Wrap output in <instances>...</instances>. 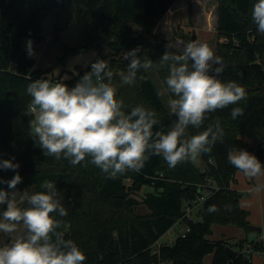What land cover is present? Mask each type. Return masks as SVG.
<instances>
[{
	"label": "trees",
	"instance_id": "obj_1",
	"mask_svg": "<svg viewBox=\"0 0 264 264\" xmlns=\"http://www.w3.org/2000/svg\"><path fill=\"white\" fill-rule=\"evenodd\" d=\"M175 1L73 0L88 36L84 44L66 48L58 63L72 53L94 48L97 56L93 63L104 58L103 48L108 47L112 82L125 111L143 105L154 111L160 121L154 130L166 132L173 123L172 117L148 70L141 69L131 85L121 83L120 73H126L129 62L123 53L139 47L138 56H148L167 89L168 65L161 66L160 58L166 50L180 51L154 29ZM66 2L0 0V160L14 158L13 162L20 165L16 171L22 182L16 190L29 187L36 193L45 191L41 186L44 181L56 183L69 213L57 218L67 225L65 238L72 239L85 254L84 264H205L203 259L209 253L213 254L209 264H252L244 251L245 240L233 243L225 238L210 239L208 235L213 223L231 224L246 233L253 231L248 213L240 205L241 193L231 188L238 170L229 163L227 154L230 148L246 149L264 162V144L253 147L244 138L259 137L264 141V35L256 31L251 19L256 0H216L217 33L224 39L217 44L216 52L225 65L220 78L235 80L244 88L246 97L238 104L208 114L200 129L190 127L187 132L189 136L198 134L219 120L224 130L223 142L217 141L210 152L200 154L202 168L191 160L169 168L161 156H152L141 171H128L116 179L87 163L90 158L73 166L63 157H46L31 135L30 121L34 117L27 114L31 97L26 88L52 69L36 68L23 40L40 34L42 18L58 14ZM91 63L75 77L59 81L74 86L91 70ZM234 107H241L244 112L235 120L230 115ZM15 174L0 170L3 180H10ZM127 179L131 180V191L127 190ZM209 180L217 188L208 189L207 198L195 213L197 218L188 219L184 216L185 204L195 200L201 194L199 186ZM146 187L150 190L144 191ZM0 188L7 190V185L0 184ZM140 205L146 206L148 212L139 213ZM210 205H216L219 211L207 212ZM177 222L189 227L185 236H177L171 244H161L159 253H153L155 243ZM247 244L252 252L264 247L263 241ZM227 246L237 250L238 255L230 256Z\"/></svg>",
	"mask_w": 264,
	"mask_h": 264
},
{
	"label": "clouds",
	"instance_id": "obj_2",
	"mask_svg": "<svg viewBox=\"0 0 264 264\" xmlns=\"http://www.w3.org/2000/svg\"><path fill=\"white\" fill-rule=\"evenodd\" d=\"M251 19L256 31L264 35V0L252 5ZM26 51L29 58L34 57L31 39ZM139 52L137 47L123 53L129 62L126 73H120L122 84H133L141 69L152 67L151 60L141 59ZM160 64L168 65L165 84L172 94L168 109L176 117L166 132L154 130L160 121L143 105L125 111L108 61L97 59L72 87L51 78L28 84L26 93L31 100L27 114L34 117L30 127L37 146L46 157H63L73 166L90 158L87 163L110 179L141 171L152 156H161L169 168H175L210 152L217 141L223 142L219 120L198 134L189 136L187 130L200 129L208 114L238 104L246 97L244 88L235 80L220 78L224 62L207 43L188 42L179 53L166 50ZM243 114L241 107L230 113L233 120ZM227 158L250 180L264 176V162L246 149L230 148ZM13 159L0 160V170L16 172L10 180L0 178V184L7 185V190L0 188V234L8 237L0 245V264H84L85 254L72 239L65 238L67 225L57 218L69 213L56 183L46 180L41 185L45 191L29 194L25 190L17 198L22 177L16 171L20 165ZM262 188L264 185L258 184L255 191ZM217 211L216 205L207 208L209 213Z\"/></svg>",
	"mask_w": 264,
	"mask_h": 264
},
{
	"label": "rangeland",
	"instance_id": "obj_3",
	"mask_svg": "<svg viewBox=\"0 0 264 264\" xmlns=\"http://www.w3.org/2000/svg\"><path fill=\"white\" fill-rule=\"evenodd\" d=\"M216 13V0H177L159 20L154 30L172 42L173 46L180 52L184 44L196 41L207 43L216 55L218 49L217 44L224 41L223 37H218ZM40 25V34L43 36V39L40 42H36L34 37L27 36L23 40V47L26 50V43L31 39L32 48L35 53L34 57H32L35 60V67L42 70L52 69V71L44 75V78H51L53 81L59 79L63 81L69 80L78 75L81 70H85L97 56V51L94 48H90L85 51L72 53L64 58L62 62L58 63L59 58L64 54L66 48L84 44L88 36L87 26L80 13L77 11L73 0H67L58 14L51 13L44 16ZM133 26L136 27L135 25ZM109 51L108 47L103 48L102 53L104 55V60H109ZM143 59L149 60L147 55H144ZM148 72L159 91L166 110L169 112L174 122L176 117L172 115L168 109V100L172 98V94L162 84L153 67L149 68ZM65 77H67V79H65ZM193 163L197 167L202 168L201 155H199ZM126 183L128 188L132 186L130 179H127ZM256 184H258V182H256ZM132 189L133 188L130 187V189L127 190L131 191ZM25 190L29 194H32V189L26 187L21 190H16L17 198H19ZM148 190H150V187L144 188V191ZM248 194L249 193H245V195ZM0 210H2V206H0ZM137 211L139 213H146L148 209L146 206L140 205ZM195 213L193 217L197 218ZM260 226L262 229L264 228V224ZM181 228H185L184 223L177 222L158 240L159 242H157V244H171L176 239L177 232ZM211 229L212 231L208 235V238L216 240L225 238L232 242L236 241L237 236L235 235H241L245 232L244 229L231 224L221 225L213 223ZM227 234L232 236L225 237L224 235ZM7 241L8 237L5 234H0V245L5 244ZM247 242L254 241L247 240ZM260 251H264V247L263 250ZM256 256L261 258V264H264V255L262 256L256 253ZM212 257V253L207 254L203 259L204 263H210Z\"/></svg>",
	"mask_w": 264,
	"mask_h": 264
},
{
	"label": "crops",
	"instance_id": "obj_4",
	"mask_svg": "<svg viewBox=\"0 0 264 264\" xmlns=\"http://www.w3.org/2000/svg\"><path fill=\"white\" fill-rule=\"evenodd\" d=\"M177 2V0L174 2V4ZM217 7V3H216ZM217 16V13H216ZM249 145L256 147L260 144L261 139L259 137H253L249 138L244 137ZM259 185H264V176L258 178V179H253L250 180L246 178L242 173L237 171L235 173V181L232 182L231 188L234 190H237L238 192L241 193L240 196V205L243 209L248 211V220L252 224V226H257L261 228V231L253 230L252 232L246 233L243 232L241 235H235L236 241L239 239H244L246 240L245 244V249L249 247L247 244L248 241H263L264 242V228L260 226L261 224H264V188H262L259 192L255 191V188L258 184ZM245 193H249L248 195H245ZM225 237L227 236H232L230 234L224 235ZM222 239V238H221ZM236 241H233L236 242ZM257 254L264 255V251H255L252 252V264H261L262 260ZM209 264V263H208ZM263 264V263H262Z\"/></svg>",
	"mask_w": 264,
	"mask_h": 264
},
{
	"label": "built area",
	"instance_id": "obj_5",
	"mask_svg": "<svg viewBox=\"0 0 264 264\" xmlns=\"http://www.w3.org/2000/svg\"><path fill=\"white\" fill-rule=\"evenodd\" d=\"M211 161V160H210ZM212 180H209L207 182V184H203L200 185V192L201 194L193 201L191 202H187L185 204L184 207V216H186L188 219L190 220H194L195 218L193 217V214L195 212L198 211L199 207L201 206L202 202L207 198V192L209 188H214L216 189L217 186L215 183H211ZM185 225V224H184ZM189 230V227L187 225H185V228H181L179 229V231L177 232V236H185L186 232ZM159 242V241H157ZM157 242L155 243L154 247H153V253H159V248L161 246V244H157ZM245 253L247 254V256L250 258V260L252 261V251L249 248L244 249ZM263 252V251H262ZM167 264H171V262H166Z\"/></svg>",
	"mask_w": 264,
	"mask_h": 264
},
{
	"label": "water",
	"instance_id": "obj_6",
	"mask_svg": "<svg viewBox=\"0 0 264 264\" xmlns=\"http://www.w3.org/2000/svg\"><path fill=\"white\" fill-rule=\"evenodd\" d=\"M42 39H43V36L41 34H38L35 37L36 42H40ZM263 144H264V141H261V143L258 146H261ZM130 187H132V186H130ZM130 187L128 189H130ZM253 230L261 231V228L257 227V226H253ZM226 251L232 257H236L238 255V251L235 250L234 248L230 247V246L226 247Z\"/></svg>",
	"mask_w": 264,
	"mask_h": 264
}]
</instances>
